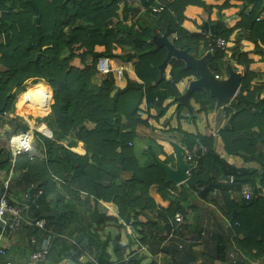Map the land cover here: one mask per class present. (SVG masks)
Wrapping results in <instances>:
<instances>
[{
	"label": "trees",
	"instance_id": "1",
	"mask_svg": "<svg viewBox=\"0 0 264 264\" xmlns=\"http://www.w3.org/2000/svg\"><path fill=\"white\" fill-rule=\"evenodd\" d=\"M135 2H139L145 13L139 17L138 28L127 25ZM159 4L164 6V11L155 13L153 7ZM121 6L123 15L119 16ZM263 12L264 0H0V130L5 125L12 130L18 124L6 134L8 140L30 127L38 131L34 142L38 144V155L19 156L13 164L10 151L2 149L0 171L9 174L12 170L11 187H23V195L32 190L34 199L42 191L36 201L41 214L35 217L37 211L31 208L27 222L34 225L37 220L45 219L58 235L45 264L49 261L57 264L64 256L80 264L78 257L84 250L77 245L69 247L63 239L76 217L81 220V233L89 239L91 249L95 248L93 259L85 264H108V241H101L86 228L84 217L75 212L77 205L84 206L79 201L81 193L117 208V214L108 212L97 223L108 219L124 225L128 215H132L135 227L142 228L145 241L146 231L158 225L152 216L155 212L160 214V220L165 218L175 225L176 213L186 215L188 210H195V202H205L212 190L220 193L223 205L220 216L227 225V239L218 247L221 255L231 249L242 255L241 260L236 261L234 257L228 264H254L264 259V197L257 186L258 183L264 188ZM188 20L200 32L187 30L183 25ZM161 32L171 38L176 35L174 46L196 59L201 50L208 51L207 33H211V38L227 42V51H217L208 65L231 60L232 70L240 74L241 80L237 95L223 110L229 120L218 135L225 154L258 168L234 169L226 164L210 151V137L199 132L197 120L193 118L194 130L187 132L179 124L178 133L184 137L188 151L199 145L207 151L198 160V170L193 171V176L179 191L152 162L149 152L155 145L151 142L148 149L138 145L145 141L138 138L136 129L153 126L152 121L164 116L181 96L183 90L178 85L188 78H199L183 61L175 59L167 69L171 81L161 75L160 66L166 59L167 49L153 42ZM241 40L251 48L245 49ZM102 58L130 71L125 76V88H117L112 75L101 76L99 85L94 83L100 76L97 63ZM37 80L47 84L43 95ZM31 81L33 85L28 86ZM143 88L147 92V119L142 116ZM17 93L23 95L18 102ZM189 100L199 105L197 114H205L208 127L214 131L218 116L216 99L201 89L194 91ZM24 103L40 115L49 113L62 137H52L43 124L45 119L33 126L23 114L30 127L23 121L18 122L15 104L21 111ZM36 103L46 110L36 108ZM182 109V106L178 108L179 116ZM15 112L18 115L9 120ZM176 121L179 122L177 119L173 122ZM153 127L170 129L164 122ZM62 142H67L66 146ZM78 143L83 145L85 155L78 154L83 153L79 149H76L78 153L72 151ZM124 173H131L132 177L118 186L117 181ZM59 186L72 203L68 205L60 198L57 202L60 221L56 223L54 218L43 214L48 212L47 196L54 194ZM245 187L252 193L248 201L241 195ZM233 194L239 196L233 197ZM9 201L12 203L10 196ZM26 234L34 247L31 254L48 238L29 225ZM32 238L37 239L35 245L31 244ZM116 245L115 254L121 259L123 253L118 250L119 244ZM214 263L212 260L211 264Z\"/></svg>",
	"mask_w": 264,
	"mask_h": 264
},
{
	"label": "crops",
	"instance_id": "2",
	"mask_svg": "<svg viewBox=\"0 0 264 264\" xmlns=\"http://www.w3.org/2000/svg\"><path fill=\"white\" fill-rule=\"evenodd\" d=\"M133 8L134 10L132 14H129L127 25L130 26L134 24L135 28H138V20H140L139 17L142 15L144 10L139 7V2H135ZM138 8L140 9V11L136 10ZM262 19L264 20V12L262 14ZM183 26L191 32H200V30H197L193 26L191 20L186 21ZM209 34L211 35V33H207L206 35ZM160 35L155 37L153 41L155 42V44H157L158 38L166 36L163 35L162 32L160 33ZM175 36L176 35H173L172 38L166 36L168 42L173 44V39H176ZM240 44L244 46L245 49L251 48V45L244 40H241ZM206 54L207 51L201 50L198 60L205 57ZM211 58H209L208 61H210ZM172 60L170 61V63L172 62ZM232 63L234 62L224 59L219 63H209L208 68L209 70H212L211 72L215 76L220 77V81H224L228 78V69L229 67L232 69ZM210 64L212 68L209 67ZM219 65L222 66V72H219L216 69V67ZM168 67L166 68V75L164 78H167L168 81H171L169 72L167 73ZM196 79L197 78L193 77L188 78L178 85L179 89L183 90L181 96L186 93L190 83ZM126 85V78L122 79L121 81H117L116 84L117 88L119 89L125 88ZM181 96L175 99L176 104L170 107L164 116H162L159 120L152 121L153 126H161L164 122L165 127L167 129L170 128V131H163L153 126H139L136 129L138 138L142 139V141H145V143L140 142V144H138L140 147H144L146 149L147 145L151 142L152 145H155V147H151L152 151L149 152L153 163H155L153 159H157L159 162H162L170 168L176 169L177 159L173 147L174 144L182 148L184 157L188 155H193L195 157L202 155L201 150L205 148L204 146L199 145L190 152L186 148L184 137L178 133L177 127L179 124L184 127L183 129L185 131H193L195 127L191 122L194 118L197 120L196 125L199 132L204 137H210L212 141L210 145V151L213 150V152L218 157L223 159L226 164L234 169L258 168L257 165L253 163H245L239 157L225 154L222 139L218 135V131L229 120V116L223 112L224 108L216 110L218 116L213 124L214 131H211L210 127H208L207 125L206 115L197 114V111L200 109V107L199 105L195 104L193 100H189L188 102L189 109L182 106L183 109L181 110V114L179 116V114L177 113V99ZM16 107H18V105ZM176 119L179 122H173ZM5 129H8L7 126L5 127ZM6 133L7 132L5 130L0 133V150L4 148L1 142H4L3 140L5 136L3 137V135H6ZM57 133L59 137H62V134L59 131ZM62 143L65 144V146L67 144V142ZM160 148H162V151ZM76 149L81 150L83 153L76 152ZM139 150H141L139 152H142V149L139 148ZM72 151L80 155H85V150L83 149V145L81 143H78V147L73 148ZM34 155L36 156L38 155V153ZM138 157L140 158V155H138ZM189 164L193 165L191 162ZM197 170L198 165L195 167L194 171ZM12 173V170L9 174L4 171H0V182L6 180L8 177L12 178ZM131 177V173H124L121 179L117 181L118 186L121 185L123 181L130 180ZM176 186L177 190L180 191L181 185ZM257 186L258 189H262L261 195L262 197H264V188H261L258 183ZM23 196L24 195H22L21 197L19 196L20 201L22 200L21 204H23L24 202ZM235 196H239V194H233V197ZM60 198L62 200L65 199V202L68 205L72 203V200H70L69 196L62 191L60 186L55 190L54 194L47 196V199L45 201V208L48 211L47 213L57 212L58 214L56 217L59 218V221L60 212L57 209V202L60 201ZM79 201L81 203H84V206L77 205L75 207V212L84 217V226L86 228H90V231L93 234L96 233L101 241H108V246L106 248V260L108 264H123V261L126 259L129 260L128 264H211L212 260H215L214 264H228L229 261H232L230 256H233V258L235 257L236 261L241 260L242 255L232 249L227 251L225 255H221V253L218 251V247L227 239V225L224 223V220L220 216V213L222 212L221 208L223 207V205L221 203V196L218 190H212L205 202L196 201L194 205L195 210H188L187 214L183 215L185 221L184 225L180 228H177L174 224L171 225L165 218L160 220V214L155 212L152 216L154 219H156L158 225H152V228L146 231L147 238L145 239V241H143V236L141 234L142 228L135 227L132 215H130V221L128 222L129 224L125 222L128 226L127 228L125 227V225H119L113 221H109L108 219L107 221L103 220L101 221V223H97V221L100 220L99 217L107 215L108 212L117 214V208L112 203L108 204L101 201L96 202L93 197L88 196L86 193H81L79 195ZM12 203L16 205L14 202ZM27 215L28 214H26L25 217V227L19 232V234L12 237H6L1 241L0 246L6 251L7 256L3 259L0 258V264H5L6 262H11L13 264L28 263L31 251L34 247L29 244L30 239L26 234V229L28 228ZM80 221L81 220L79 219V217L73 219L72 224L67 228L66 235L63 236V239L69 247L77 245L80 250H84V253L78 257V262L80 264H85L93 259L95 248L91 249L92 247H90L89 239H87L86 236L81 233V230H83V228L80 225ZM134 235L141 238L142 247H139L134 243V241L132 240V236ZM116 244H119V252L123 253V257L121 259H119L115 254L117 246ZM181 246L183 247V249L181 248L182 250H179L180 248L178 249V247ZM48 264H50V261L48 262ZM57 264L75 263L71 259L64 256ZM254 264H264V259L258 260L254 262Z\"/></svg>",
	"mask_w": 264,
	"mask_h": 264
},
{
	"label": "built area",
	"instance_id": "3",
	"mask_svg": "<svg viewBox=\"0 0 264 264\" xmlns=\"http://www.w3.org/2000/svg\"><path fill=\"white\" fill-rule=\"evenodd\" d=\"M155 13H161L164 11V6L159 4L153 7ZM249 16V13L246 14ZM260 20V19H258ZM176 38V36H175ZM208 51L207 53L214 54L217 51H225L227 49V42L224 39L211 38L208 35ZM97 71L100 76L112 75L115 81H121L125 78L127 74L130 73L129 70L124 69L121 66H114L111 61L107 58H102L97 63ZM216 80H219L218 76H215ZM147 92L143 88V113L142 116L147 119L148 117V104L146 102ZM157 100V99H156ZM6 117V116H5ZM30 127V125H29ZM38 132L30 127V129L24 133L13 135L9 140V151L13 157L12 163H15L17 157L22 155H32L35 142V133ZM131 145V144H130ZM207 149L203 148L201 150L202 154L206 153ZM201 156L188 155L185 156V161L187 164L190 162L193 164V168L188 171L189 179L193 176L192 173L195 167L198 165V160ZM11 177H8L0 185V243L7 236L16 235L24 226H25V217L29 213L30 209L39 210V205L36 203L37 199L42 196V191H39L34 195V199L31 195L30 205L26 206L25 202L28 200V195H24V204L14 205L10 203L9 196L11 194ZM32 194V193H31ZM241 195L245 200H250L252 197L251 190L248 187H245L241 190ZM184 216L181 213H176L174 215V223L177 228H180L184 225ZM129 224V223H128ZM30 227L42 232V236L45 234L48 235V238L43 242L42 247L36 252L32 253L29 257L27 264H45L48 261V256L52 247V242L55 238L58 237L57 233L54 230L53 226H50L45 219H40L34 222V225L28 223ZM125 227L128 226L124 223ZM132 240L136 245L142 247L141 238L139 236H132ZM37 243L36 238L31 239V244L35 245ZM1 245V244H0ZM180 249L182 248L179 247ZM6 251L0 246V258H6ZM233 258V256H230ZM129 260L126 259L123 261V264H128ZM5 264H13L11 262H6Z\"/></svg>",
	"mask_w": 264,
	"mask_h": 264
},
{
	"label": "water",
	"instance_id": "4",
	"mask_svg": "<svg viewBox=\"0 0 264 264\" xmlns=\"http://www.w3.org/2000/svg\"><path fill=\"white\" fill-rule=\"evenodd\" d=\"M158 47H166L167 56L162 65L160 66L161 75L165 77L166 68L168 67L170 61L172 59L183 61L186 65L187 69L194 70L199 78L192 81L189 85L186 93L177 99L178 106H184L189 109V99L191 94L196 90H205L210 93L211 97L215 98L217 101L216 110L227 107L237 95L240 89V80L241 76L238 73H235L230 67L228 69V78L224 81H218L215 79V75L208 68V60L212 56H215L216 53L210 54L207 53L205 57L198 60L192 55H190L187 51H179L175 48V46L168 42L167 37L163 36L157 39ZM175 150V155L177 159V167L176 169H172L169 166L159 162L157 159H153V161L158 165L166 174L167 181L171 182L175 185H182L189 180L188 171L193 168V165L187 164L185 161V157L183 155L182 148L177 145H173ZM229 182L230 179H227ZM32 190L28 192V200L25 202L26 206L30 205ZM41 213L39 211L35 212V217H38ZM235 214V213H234ZM44 217L54 218L56 223L59 222V218H57V212L45 213ZM130 221V215L127 217V223Z\"/></svg>",
	"mask_w": 264,
	"mask_h": 264
},
{
	"label": "rangeland",
	"instance_id": "5",
	"mask_svg": "<svg viewBox=\"0 0 264 264\" xmlns=\"http://www.w3.org/2000/svg\"><path fill=\"white\" fill-rule=\"evenodd\" d=\"M132 2H134V1H132ZM122 10H123V8H122V6L120 7V10H119V16H122L123 15V13H122ZM142 14H145L144 12L142 13ZM216 69L219 71V72H222V66L221 65H219V66H217L216 67ZM101 80H102V77L101 76H98V78H96L95 80H94V83L96 84V85H98V84H100L101 83ZM30 85H33V83H32V81L28 84V86H30ZM37 85L40 87V89H41V92H42V95H43V89H45L44 87L45 86H47V84L46 83H44L43 81H41V80H37ZM17 95H18V99H17V102L18 101H20V99H23V95L22 94H18L17 93ZM44 99V98H43ZM43 99H42V101H43ZM16 102V103H17ZM35 105V107L36 108H38V109H40V110H46V108H42L41 106H43V105H40V103H37V104H34ZM44 107V106H43ZM15 111H17L18 112V114H17V112H15L14 114H12L11 115V117L10 118H8L9 120L10 119H13L14 120V117L15 116H19L18 117V119H19V121L18 122H20V121H23V123H27L28 125H29V123L23 118V114L24 115H26V117L31 121V123H32V125L33 126H36V124L38 123V121L41 119H45V121H46V123L44 122V125L47 127V129L51 132V135H52V137L53 138H57L58 137V131L59 130H57L56 129V127H55V125H53V121L51 120V118L49 117V113L48 114H46V115H40V114H38V113H36L33 109H31L30 108V105L28 104V103H24L23 104V107H22V110L20 111V110H18L17 108H16V104H15ZM21 119V120H20ZM22 123V122H21ZM16 125L14 126V130L16 129V127H18V124L17 123H15ZM7 126V128L8 129H5V127ZM11 130V128L9 127V125H5L0 131V133H2L4 130L7 132L6 134H9L11 131H14V130ZM5 136V137H4ZM3 137H4V142H1L2 143V145H3V149L5 150V151H7V153H9V140H8V137H7V135H3ZM45 137V136H44ZM41 139L42 140H44L45 138H43V137H41ZM38 140H39V138H38ZM36 141H37V139H36ZM37 143H38V141H37ZM37 147H38V144H36L35 143V145H34V149H33V152H32V155H34V154H37L38 153V150H37ZM13 185V184H12ZM23 195V187L22 188H14V187H11V197H10V200L12 201V202H14L16 205H21V203H22V200L20 201V198H19V196L21 197Z\"/></svg>",
	"mask_w": 264,
	"mask_h": 264
},
{
	"label": "flooded vegetation",
	"instance_id": "6",
	"mask_svg": "<svg viewBox=\"0 0 264 264\" xmlns=\"http://www.w3.org/2000/svg\"><path fill=\"white\" fill-rule=\"evenodd\" d=\"M227 49H228V45H227ZM227 49L225 50V52L227 51ZM217 53H218V52H216V55H217ZM214 54H215V53H214ZM214 54H213V55H214ZM210 71H211V70H210ZM218 77H219V76H218ZM218 81H220V77H219V80H218Z\"/></svg>",
	"mask_w": 264,
	"mask_h": 264
},
{
	"label": "clouds",
	"instance_id": "7",
	"mask_svg": "<svg viewBox=\"0 0 264 264\" xmlns=\"http://www.w3.org/2000/svg\"><path fill=\"white\" fill-rule=\"evenodd\" d=\"M52 91V90H51Z\"/></svg>",
	"mask_w": 264,
	"mask_h": 264
}]
</instances>
